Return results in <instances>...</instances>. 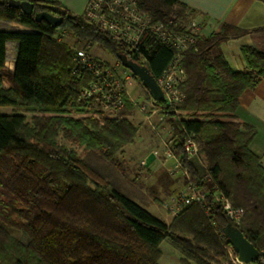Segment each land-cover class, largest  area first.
Segmentation results:
<instances>
[{
	"label": "trees",
	"instance_id": "1",
	"mask_svg": "<svg viewBox=\"0 0 264 264\" xmlns=\"http://www.w3.org/2000/svg\"><path fill=\"white\" fill-rule=\"evenodd\" d=\"M17 1L32 4L31 15L0 0V20L6 24L0 28V107L23 111L0 115V264H159L162 243L181 255L180 264H209L210 255L225 258V248H231L222 234L230 222L212 201V186L244 211L241 223L232 225L264 252V169L250 149L253 127L236 117L241 94L264 80V54L241 48L243 72L231 70L222 56L211 55L214 48L245 32L223 26L218 33L201 37L184 26L188 14L176 0H135L152 23L191 34L194 41L182 52L179 64L184 81L178 89L184 101L172 108L178 116L166 114V123L178 139L177 154L186 135L197 142L211 182L199 189L207 194L204 203L186 207L166 223L56 143L61 134L85 151L114 161L119 151L134 143L136 129L126 119H108L100 126L83 116L85 105L78 98L89 77L77 76L72 64L75 51L54 36L59 31L86 46H97L114 61L125 54L143 62L155 79L165 72L174 51L149 30L137 48L129 50L57 1ZM39 12L61 18V25L51 28L36 22L34 14ZM11 23L33 32H18L7 27ZM8 43L17 46L15 68L12 75H2ZM3 81L8 90H3ZM72 111L77 117H71ZM25 113L30 126L23 135ZM181 162L192 178H201L203 169L195 161L181 156Z\"/></svg>",
	"mask_w": 264,
	"mask_h": 264
},
{
	"label": "built area",
	"instance_id": "2",
	"mask_svg": "<svg viewBox=\"0 0 264 264\" xmlns=\"http://www.w3.org/2000/svg\"><path fill=\"white\" fill-rule=\"evenodd\" d=\"M82 16L86 23L99 28L110 39L123 44L129 50L137 48L146 30L166 44L174 51V56L162 76L156 79L163 94L159 102L165 106H175L184 101V96L178 89L184 81V74L179 64L182 52L194 43L191 34L168 30L162 22L152 23L151 18L139 10L135 0H87ZM187 29L191 33L196 32L192 24ZM88 48L89 46L76 50L72 58L73 69L77 76L89 77L86 86L80 91L79 103L90 109L108 112H118L127 104H133L127 89V83L133 79L131 72L119 61L92 57L88 53ZM138 64L144 65L143 62ZM165 136L167 137L161 140L162 155L166 160L173 162L172 175L180 173L187 182L186 189L172 196L166 204L170 215L175 216L188 206L201 205L205 202L207 194L199 189L204 182H211V176L201 162L197 142L190 135H186L183 139L179 154L175 149L178 139L173 136L172 131L170 130ZM181 156L187 161H195L202 167L203 175L199 180L192 178L189 170L183 166ZM212 190V201L221 207L230 223L239 225L244 211L234 208L216 186H212ZM228 255L232 264H243L238 261L233 250H228ZM255 262L264 264L263 251H259L258 257L249 264Z\"/></svg>",
	"mask_w": 264,
	"mask_h": 264
},
{
	"label": "rangeland",
	"instance_id": "3",
	"mask_svg": "<svg viewBox=\"0 0 264 264\" xmlns=\"http://www.w3.org/2000/svg\"><path fill=\"white\" fill-rule=\"evenodd\" d=\"M64 1L73 2L72 11L74 13L81 12V0ZM54 39L58 43L66 45L72 52L87 47L85 44L59 31L55 34ZM219 52L220 50L214 49L211 55L215 56ZM88 53L94 58L111 60L97 46L89 47ZM127 89L133 104H127L123 110L118 112L100 111L98 109L83 107V116L91 118L100 126L105 124V121L108 119L117 122H121L124 119L130 121L136 129V137L132 145H127L124 148L128 149L134 145L139 151L137 149L134 151L136 153L129 152L127 155L122 150L115 155L114 161H107L95 152L85 151L77 143L66 141L61 134L56 138V143L59 146L65 147L68 152L75 153L79 159L86 161L105 177L115 189L142 207L149 214L160 220H167L169 222L173 216L167 210L166 204H168L172 196L183 192L187 186V182L180 173L172 175L173 170L171 168L173 162L163 157L161 148V140L166 138L167 136L165 135L170 133L171 130L170 126L166 123L168 118L166 114L174 112L175 116H178L177 112L175 113L174 109L172 110L176 105L165 106L159 101H153L141 83L135 78L127 83ZM11 109L12 112L23 113L22 109ZM1 113L9 112L2 111ZM71 113V117H77L73 114V111ZM25 116L27 124L23 129V135L29 132L30 126V116L26 113ZM144 155H146V161L142 159ZM201 162L206 167L203 156H201ZM198 167L201 171L202 167L200 165ZM10 233L15 239H21L19 233L15 231H11ZM160 249L163 254L161 264H164L166 260L169 261V264H178L174 259L175 255L172 256V254H175L174 251L166 243H163ZM228 250L232 249L225 248L227 254L225 258L210 255L209 264H232ZM253 264H257V262Z\"/></svg>",
	"mask_w": 264,
	"mask_h": 264
},
{
	"label": "crops",
	"instance_id": "4",
	"mask_svg": "<svg viewBox=\"0 0 264 264\" xmlns=\"http://www.w3.org/2000/svg\"><path fill=\"white\" fill-rule=\"evenodd\" d=\"M45 1H57L76 16L83 13V9L87 2V0H81V12L74 13L72 11L73 2L70 3L69 1L64 0ZM176 1L179 5L186 9L188 14V18L183 23L184 26L189 27L192 24L195 31L201 37H208L211 34L218 33L223 26H229L245 32L243 36L237 39H231L226 43L214 48L220 50V52L215 56H222L228 63L231 70L236 72L245 71V62L241 54V48L243 47H251L256 52L264 54V0ZM5 27L6 24L0 20V28ZM7 27L14 28L21 33L33 32L29 28L16 23H11ZM16 57V44L8 43L6 45V60L1 71L2 75L13 74ZM2 88L3 90H8L9 84L6 81H3ZM2 111H7L9 113L3 114L1 113ZM12 113L13 112L10 107H0V115H10ZM236 117L239 122L253 127L255 131V137L250 145V148L259 157L260 164L264 169V80L258 82V84L253 89L246 90L241 94L238 99ZM137 149L138 148L133 145L128 149L124 148L123 151L128 155L129 152H134ZM142 159L143 161H146V155H144ZM162 221L166 223L170 222L167 220ZM170 249L172 248L170 247ZM173 251L175 254H172V256L175 255L174 259L178 264H180L181 255L175 250ZM162 258L163 254L161 251L159 264H161ZM164 264H169V261H164Z\"/></svg>",
	"mask_w": 264,
	"mask_h": 264
},
{
	"label": "water",
	"instance_id": "5",
	"mask_svg": "<svg viewBox=\"0 0 264 264\" xmlns=\"http://www.w3.org/2000/svg\"><path fill=\"white\" fill-rule=\"evenodd\" d=\"M7 6L20 9L21 12L25 15H31L33 9V5L29 2H20L17 0H8ZM34 20L36 22L43 21L51 28L59 27L62 22L61 18L54 17L46 12L35 13ZM118 61L124 68L128 69L135 78H137V80L141 83L142 87L147 91L153 101L158 102L162 100L163 94L161 88L159 87L156 79L151 75L147 67L129 60L125 54L119 55ZM222 234L224 238L228 240V243L231 249L235 252L239 262L243 264H249L258 257V249H256L243 236L242 232L232 225V223H228L225 226V228L222 230Z\"/></svg>",
	"mask_w": 264,
	"mask_h": 264
}]
</instances>
